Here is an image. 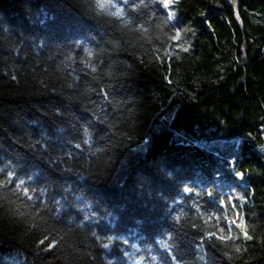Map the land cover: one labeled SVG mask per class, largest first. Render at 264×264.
Wrapping results in <instances>:
<instances>
[{"label":"trees","instance_id":"1","mask_svg":"<svg viewBox=\"0 0 264 264\" xmlns=\"http://www.w3.org/2000/svg\"><path fill=\"white\" fill-rule=\"evenodd\" d=\"M145 5L141 39L93 0H0V264H264V3ZM228 198L251 240L204 238Z\"/></svg>","mask_w":264,"mask_h":264},{"label":"snow or ice","instance_id":"2","mask_svg":"<svg viewBox=\"0 0 264 264\" xmlns=\"http://www.w3.org/2000/svg\"><path fill=\"white\" fill-rule=\"evenodd\" d=\"M161 2L164 4L165 8H168L171 3L174 2V0H161ZM93 3L95 5V11L98 15H105L112 17L118 21L121 22V25L124 29H127L128 32H137L140 34L141 39L147 38V33L149 29L144 26V24H137L135 27H130V25L133 24V19L128 16V12H126V7L130 11H137L141 6L145 5V0H93ZM171 15L173 13L169 14V19L171 18ZM170 40L176 42V47L179 48L180 51H188V48L184 46L183 43H180L182 39V34L180 31L175 32L173 35L169 37ZM147 42L151 43L150 39H147ZM116 46H119V41L116 42ZM171 47V45L169 46ZM154 51L157 53H160L159 48H155ZM83 52L85 54V57L87 58L84 63L86 67H89L92 72H95L97 70L96 66L92 63V58L95 55V52L92 48L84 47ZM163 55L166 56L169 60L171 59L173 53L171 51L165 50L163 52ZM69 59H72L71 56H69ZM156 59H160V56L157 55ZM85 135L87 136V130H85ZM89 141L86 140L85 143H88ZM79 147V145H77ZM238 175L242 178L244 176L243 172L238 173ZM13 183V173L9 172L7 174V180L3 181L0 180V188H3L6 186V184H12ZM25 181L20 180L18 183L14 184V188L20 192H22L23 196L26 197L28 200H33V194L37 191L36 189H29L27 187H24ZM186 192L191 191V189H185ZM40 194H44V190H40ZM36 199H39V197H36ZM234 198H228L221 202V206L224 209H231L232 215L228 216L225 215L223 219L228 223L227 233H225V229L223 227L214 226L217 228L216 231H205L204 238L206 239H216L220 240L221 242H226L229 240H233L238 238V235L234 229L235 228L240 229V234L243 235V237L246 240H251L252 236L249 234L248 226L245 222V218L242 214V212L238 209V206L233 202ZM177 220L181 219V216L176 217ZM215 219L218 222L220 221L221 217L216 216L212 217L209 216L207 219H205V224H208L210 220ZM193 227H196V225H193ZM93 236H96L97 240H100L101 238L96 235L95 232L92 233ZM48 238L45 237L40 241V244H44L45 240ZM112 243V239L109 237L106 243H103L102 246L104 248H108L109 245ZM54 247V243L49 242L47 245L48 249H51ZM162 247L168 250V254L171 256V260L173 264H180V261L177 259L176 255H173L171 252V248L167 242L162 243ZM237 252H239L241 249L237 247L235 249ZM151 264H156V257L151 256L150 257ZM146 258L144 256H141L138 260L135 261V264H145Z\"/></svg>","mask_w":264,"mask_h":264},{"label":"rangeland","instance_id":"3","mask_svg":"<svg viewBox=\"0 0 264 264\" xmlns=\"http://www.w3.org/2000/svg\"><path fill=\"white\" fill-rule=\"evenodd\" d=\"M4 258H6V260H9L8 263L9 264H14V261H18L20 262V258H16V257H8V256H5Z\"/></svg>","mask_w":264,"mask_h":264},{"label":"water","instance_id":"4","mask_svg":"<svg viewBox=\"0 0 264 264\" xmlns=\"http://www.w3.org/2000/svg\"><path fill=\"white\" fill-rule=\"evenodd\" d=\"M262 3H264V0H260ZM262 62L264 64V49H263V58H262Z\"/></svg>","mask_w":264,"mask_h":264}]
</instances>
